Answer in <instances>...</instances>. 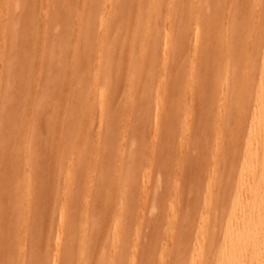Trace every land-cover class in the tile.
<instances>
[{"label": "rangeland", "instance_id": "1", "mask_svg": "<svg viewBox=\"0 0 264 264\" xmlns=\"http://www.w3.org/2000/svg\"><path fill=\"white\" fill-rule=\"evenodd\" d=\"M263 28L264 0H0V264H264L221 208L250 198Z\"/></svg>", "mask_w": 264, "mask_h": 264}, {"label": "bare ground", "instance_id": "2", "mask_svg": "<svg viewBox=\"0 0 264 264\" xmlns=\"http://www.w3.org/2000/svg\"><path fill=\"white\" fill-rule=\"evenodd\" d=\"M157 6V4H153V6L150 8L152 9L153 7ZM205 22L207 21V18L204 19ZM92 27L93 26H100L101 24H98V22L94 21V20H89ZM112 24V22H110L108 24V27H110ZM264 29V28H263ZM261 31V30H260ZM108 37V36H107ZM264 37V36H263ZM87 39V38H86ZM183 40H184V37H182V43H183ZM97 43H98V40H97ZM119 42H116L115 44L117 45ZM260 43H262L263 47H264V40H262ZM93 46H95V48L98 49V52H99V57L101 59V56H102V53L103 51L106 49L105 45L106 44H102L99 46V43L98 45L95 44V43H92ZM86 45V44H85ZM89 45V44H87ZM85 50V49H84ZM86 51V50H85ZM183 52V50H181ZM231 52V51H230ZM181 53V52H180ZM185 53V51L183 52ZM182 53V54H183ZM232 53V52H231ZM262 53V56H263V65H262V69H261V72H260V83L259 85L257 86V89H256V94H257V97H255L254 99V111H253V114H252V117H251V124H250V129H249V139L246 141L248 143H246V146L247 148L251 147L247 152V157L249 156V161H250V164L247 162L248 161V158L247 157H244V160L245 158L247 159V164L250 165H246V162H244L246 166H243V164H241L243 166V169H245V167H247L249 169V171H246L247 173L251 172V175L250 176V179L251 181L248 183V181L246 182L243 178V180L248 183V192H250V198H246L245 195L244 196V199L242 198V193H241V196L238 195V190L236 191V196L235 198L232 199V201L230 202L229 205L226 204V201L224 199V203L222 201V206L221 208L224 209V211H228V214L230 216V219H229V223H228V241H227V244H226V247L227 249L231 252V254L236 250V248L238 247L237 245L239 244L240 245H245L246 248H248V250H250V258H251V261H253V258H255L257 256V254H259V252L263 251L264 249L263 246H264V49L260 52ZM81 55V54H80ZM86 56V54L84 53L83 56ZM259 54H257L258 56ZM256 56V57H257ZM103 57V56H102ZM259 58V57H258ZM140 60V59H138ZM257 63H258V60L256 59ZM255 61V62H256ZM98 63V62H97ZM254 63V61L252 62ZM97 65V64H96ZM250 65V64H249ZM253 65V64H252ZM95 66V65H94ZM255 66V64H254ZM95 68V67H93ZM255 69V67H252ZM102 69V66L101 64L99 63V66H97L95 72L97 71H100ZM108 69V68H107ZM248 72V71H247ZM246 72V73H247ZM255 73V72H254ZM253 73V74H254ZM165 74V73H164ZM248 76V75H247ZM253 76V75H252ZM165 77V76H164ZM232 77V76H231ZM230 77L228 76L226 81H228ZM254 80V79H253ZM97 81V80H96ZM251 79L250 78H247L246 76H243V79L241 81L238 82V95L235 96L233 99H232V103H231V106L232 108L234 107H237V112L240 113V116L241 117H245V115L247 114V111H248V106H249V103L251 101V99H253V90L251 88ZM6 85V84H5ZM146 93V91H144ZM227 97V96H226ZM251 108V107H250ZM223 109V108H222ZM221 110V109H220ZM223 112V111H222ZM221 113V112H220ZM256 127L259 128V132H256ZM218 138V137H217ZM238 139V137L235 138L234 142H236ZM218 140V139H217ZM220 142V141H218ZM249 144V146L247 145ZM246 149V147H245ZM214 154V153H213ZM232 154V152H231ZM230 157V155H229ZM230 161V160H229ZM69 163H72V162H68ZM71 165V164H70ZM73 165V164H72ZM72 165L70 167V170H69V166H68V173H66V176L69 177L70 175H72ZM87 168V166H86ZM85 168V169H86ZM238 168V167H237ZM242 168V167H241ZM233 169V168H232ZM95 170V169H94ZM225 170V169H224ZM93 171V170H92ZM228 171V169H227ZM242 171V169H241ZM244 171V172H245ZM31 172V171H30ZM28 173V172H27ZM101 173V172H100ZM29 174V173H28ZM31 174V173H30ZM241 174V173H240ZM244 174V173H243ZM250 175V174H248ZM31 175L28 176V178L26 179V181H29L28 184H30V181H31ZM227 176V175H226ZM240 176V175H239ZM244 176H247V174H244ZM234 177V176H233ZM242 174H241V179H242ZM128 178L130 177H126L124 180H123V186H120L121 187V193L126 194V192L128 191V189L130 188V182L128 180ZM248 177H246L247 179ZM240 179V181H241ZM18 181V180H17ZM16 181V184L13 183L14 185H17V186H20V181H19V184L17 183ZM239 181V179H238ZM242 181V182H244ZM14 182V181H13ZM61 182V181H59ZM239 183V182H238ZM60 184V183H59ZM241 184V182L239 183V185ZM27 185V183H26ZM65 185V184H64ZM230 185V184H229ZM238 185V186H239ZM247 185V184H246ZM29 186V185H28ZM57 186H58V189H59V185L57 183ZM147 186V185H146ZM233 186V185H232ZM242 187H244V185L242 184L241 185ZM240 187V186H239ZM238 189V188H237ZM241 189V187H240ZM239 189V190H240ZM244 194H247V192H245ZM207 195V194H206ZM126 196V195H125ZM127 197V196H126ZM129 197V196H128ZM248 197V196H247ZM28 198V197H27ZM207 198V197H206ZM204 199H205V196H204ZM229 199V198H228ZM211 200V199H210ZM236 200H239L236 202ZM126 201V200H125ZM208 203V200H206ZM220 201V200H219ZM204 202V201H203ZM117 203V201H116ZM123 203V201H122ZM219 208V206H217ZM238 211V212H237ZM237 215V216H236ZM222 218V217H221ZM224 218V216H223ZM233 218H235L236 220L234 221ZM252 218H256V228L255 229H252L250 226H249V222L252 220ZM217 219H218V216H217ZM123 220V219H122ZM222 222V221H221ZM235 222V223H234ZM218 224V222L216 223V225ZM209 227V226H208ZM215 227V226H214ZM88 230V229H87ZM206 230V229H205ZM215 230V229H214ZM217 230V229H216ZM83 229H80L78 227H72V230H71V235L75 237L72 238L73 240H76V235H80L82 233ZM203 232H206V231H203ZM216 232V231H214ZM83 234V233H82ZM88 235V233H86ZM203 234V233H202ZM213 234V233H212ZM208 235V233H207ZM61 236V237H60ZM58 236V239L59 238H62V235ZM212 237V236H211ZM201 238H204L202 235H201ZM205 238H206V234H205ZM181 239V238H180ZM214 239V238H213ZM57 240V239H56ZM55 240V241H56ZM86 239L85 237L82 238V242H84ZM215 241V240H214ZM213 241V242H214ZM58 242V240L56 241V243ZM60 242L62 241H59L57 244H59ZM73 242V241H72ZM215 243V242H214ZM214 243L212 244V247L214 245ZM217 243V242H216ZM61 244V243H60ZM59 244V245H60ZM74 244V242L72 243V245ZM63 245V244H62ZM87 248V247H86ZM72 249H74V247H72ZM212 249V248H211ZM225 249V248H224ZM60 250V248H59ZM81 251L82 249H80V251H78V255L81 254ZM233 251V252H232ZM229 252V255H231ZM74 254V253H73ZM235 254V252H234ZM75 255V254H74ZM260 255V254H259ZM263 254L261 253L260 255V258ZM232 256V255H231ZM237 255L233 256L236 257ZM73 257V256H72ZM71 257V258H72ZM222 257V256H221ZM247 257V256H246ZM259 257V256H258ZM237 258V257H236ZM239 258V257H238ZM264 258V257H262ZM225 260V259H224ZM255 260V259H254ZM258 260V258H257ZM264 260V259H263ZM223 260H221L222 262ZM235 261V260H234ZM238 260L236 259L235 262H237ZM239 262V261H238ZM260 264L262 262L259 261ZM254 263V262H253ZM263 263V262H262ZM58 264V263H57ZM234 264V263H233ZM258 264V263H257Z\"/></svg>", "mask_w": 264, "mask_h": 264}]
</instances>
